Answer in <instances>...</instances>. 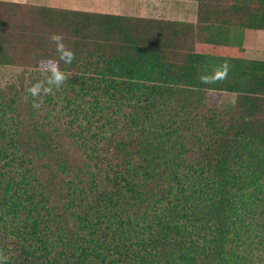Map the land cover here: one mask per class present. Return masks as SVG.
I'll use <instances>...</instances> for the list:
<instances>
[{"label": "trees", "instance_id": "1", "mask_svg": "<svg viewBox=\"0 0 264 264\" xmlns=\"http://www.w3.org/2000/svg\"><path fill=\"white\" fill-rule=\"evenodd\" d=\"M197 1L215 46L176 21L0 0V65L22 67L0 86V264H264V60L239 33L264 29V0ZM53 32L75 58L32 97Z\"/></svg>", "mask_w": 264, "mask_h": 264}, {"label": "crops", "instance_id": "2", "mask_svg": "<svg viewBox=\"0 0 264 264\" xmlns=\"http://www.w3.org/2000/svg\"><path fill=\"white\" fill-rule=\"evenodd\" d=\"M9 1H18V0H9ZM21 2V1H18ZM29 3V2H26ZM35 4V3H33ZM102 4L105 8L102 10H87L80 9L78 7H63V6H53L47 5L56 8L63 9H72L77 11H89V12H102V13H111V14H123L129 16H137L143 18H152L159 19L165 21H176L182 23L180 25L181 28H184V31L181 34V37L185 39L187 42L190 40L196 39L200 43L209 44L210 40H212V36L209 35L211 33V28H214L212 24L206 23V19H199V3L197 0H139V1H131L129 3H124L122 0H111V1H102ZM126 4H132V6H137L136 11L133 13H124L123 8ZM46 5V4H39ZM135 13V14H134ZM252 28H245L240 30L239 33L242 34V42L245 47V56L248 58H254L253 55H250V48L247 45L248 33L247 31ZM237 33L236 30H232L229 38H225L226 41L231 42L234 39V34ZM195 36V38H191ZM220 42H222L221 36H216ZM209 41V42H208ZM214 43H210V46ZM217 46H220L218 44Z\"/></svg>", "mask_w": 264, "mask_h": 264}, {"label": "rangeland", "instance_id": "3", "mask_svg": "<svg viewBox=\"0 0 264 264\" xmlns=\"http://www.w3.org/2000/svg\"><path fill=\"white\" fill-rule=\"evenodd\" d=\"M21 2H29L35 4H46L63 7H78L80 9L98 10L104 9L105 6L102 1L111 0H18ZM139 0H122L124 3ZM137 6L126 4L123 8L124 13H133ZM135 14V13H134ZM247 45L250 48V55L256 59L264 60V29H249L247 31ZM22 74V67L16 65H0V86L10 83H20V75ZM45 70L31 68L28 69L24 76V81L27 85L36 83V80H42ZM237 93L224 90H211L208 92V102L214 106H222L228 109L231 104L236 101Z\"/></svg>", "mask_w": 264, "mask_h": 264}, {"label": "clouds", "instance_id": "4", "mask_svg": "<svg viewBox=\"0 0 264 264\" xmlns=\"http://www.w3.org/2000/svg\"><path fill=\"white\" fill-rule=\"evenodd\" d=\"M49 39L55 43V51L57 59L49 61L47 66L46 80L32 84L27 88V93L32 97H39L41 93H51L53 88L61 87L67 80V75L60 67V61L65 65L71 64L75 58V53L64 43L63 35L58 32H53L49 35ZM33 107H38L34 104Z\"/></svg>", "mask_w": 264, "mask_h": 264}]
</instances>
